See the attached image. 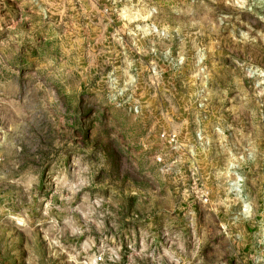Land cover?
I'll use <instances>...</instances> for the list:
<instances>
[{
    "label": "rangeland",
    "instance_id": "obj_1",
    "mask_svg": "<svg viewBox=\"0 0 264 264\" xmlns=\"http://www.w3.org/2000/svg\"><path fill=\"white\" fill-rule=\"evenodd\" d=\"M0 264H264V0H0Z\"/></svg>",
    "mask_w": 264,
    "mask_h": 264
},
{
    "label": "built area",
    "instance_id": "obj_2",
    "mask_svg": "<svg viewBox=\"0 0 264 264\" xmlns=\"http://www.w3.org/2000/svg\"><path fill=\"white\" fill-rule=\"evenodd\" d=\"M102 261V258L99 256L97 259H96V262H101Z\"/></svg>",
    "mask_w": 264,
    "mask_h": 264
}]
</instances>
